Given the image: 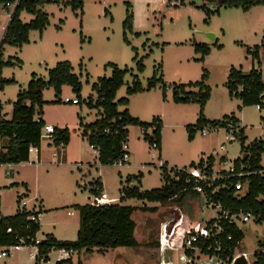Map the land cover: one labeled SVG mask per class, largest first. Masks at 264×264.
I'll use <instances>...</instances> for the list:
<instances>
[{"label": "rangeland", "instance_id": "374dc122", "mask_svg": "<svg viewBox=\"0 0 264 264\" xmlns=\"http://www.w3.org/2000/svg\"><path fill=\"white\" fill-rule=\"evenodd\" d=\"M71 2L43 3L38 8L47 15L45 29L41 33L30 31L28 42L21 47L6 43L0 51V116L4 120H10L12 104L17 94L26 90L32 75L46 81L50 69L67 62L81 84L78 95L70 87H63L57 96L52 90L45 91L42 99L46 104L38 114L46 125L67 129L68 144L56 147L52 138L42 133L39 146L30 148L28 163L0 166V214L7 217L17 209L32 214L41 210L43 216L36 234L39 241L47 234L58 241H74L79 228L74 206L97 203L141 206L134 200L121 202V190L133 186L141 192L161 188V164L172 169H188L212 157L213 177H218L220 172L229 173L226 171L232 169L233 162L242 158L238 138L225 140L229 134L223 128L205 129V135H201L197 126L198 105L192 101L186 104L174 101L175 86L200 82L205 72L210 98L204 117L210 121L235 117L244 129V146L264 140V96L259 110L256 106L241 107L240 101L229 97L225 86L231 68L243 73L254 69L264 84V6L243 11L210 6L202 0H82V10L72 11ZM3 12L0 6V28L5 19ZM19 19L26 24L33 16L22 12ZM198 44L209 49L202 61L201 54L194 52ZM249 49H256L257 56L247 52ZM137 60H141L142 72L136 71ZM109 65L131 73L124 77L116 92L114 102L128 100L127 106H118V111L127 110L141 123L148 124L153 117L161 121L156 149L151 147L155 140L152 129L143 134L141 125L127 127L128 162L121 166L100 165L94 150L82 137L79 125L80 122L91 124L99 118L101 111L88 108L86 103L89 98L90 107H94L96 94L92 86L112 77ZM159 74L162 83L147 90L148 83ZM133 82H139L143 90L129 96L126 90ZM64 98H76L79 104L64 103ZM261 147L264 148V143ZM222 158L224 163L220 161ZM260 167L264 172V152ZM138 175H141L139 185L133 180L127 183V179ZM97 184L102 189L100 199L92 192ZM200 197L202 200L201 195L188 196L180 203L144 206L155 207L156 211L134 213L137 248L109 250L103 256L95 250L82 251L71 256L72 264H113L114 256L122 254V257L128 254L124 259L127 264H177L180 252L168 249L164 243L173 226L193 221L199 228L217 216L218 210L208 206L205 197V204H201ZM237 227L243 235L238 251L244 252L253 264L254 256L264 252L258 244L264 241V222L249 221ZM35 252L32 246L9 251L0 264H56L64 260L59 251L52 250L48 262L40 263L38 258L29 257ZM136 255L139 260L134 258ZM212 262L213 258L197 255L194 264Z\"/></svg>", "mask_w": 264, "mask_h": 264}, {"label": "trees", "instance_id": "16d2710c", "mask_svg": "<svg viewBox=\"0 0 264 264\" xmlns=\"http://www.w3.org/2000/svg\"><path fill=\"white\" fill-rule=\"evenodd\" d=\"M6 1L0 0V4ZM202 1L204 4L210 6L239 8L243 11H248L257 6H264V0ZM45 2H51V0H21L1 43L0 51L6 43L21 47L28 42L27 38L30 31L41 33L45 29L48 24L47 15L42 13L38 8ZM70 6L72 11L82 10L83 2L82 0H72ZM22 12L33 16V20L26 24L22 23L19 19ZM127 22L126 20L125 23ZM262 38L264 39V31ZM123 41L126 42L124 35ZM194 52L201 54L200 61H202L208 55L209 49L204 45L198 44L194 46ZM247 52L257 56L256 49H249ZM135 59L136 56H134ZM135 65L136 71L142 72L143 66L141 65V60H137ZM109 66L112 68V77L108 80L102 79L92 86L96 94V102L92 104L94 107H90L89 98L86 103L88 108H96V110L101 111L98 113L99 119L91 124L82 125L81 122L79 124L82 128V137L86 138V142L90 148L98 152V163L103 166L113 165L122 158L123 151L121 150V144L127 142L128 126L141 125L143 134L147 133L148 128L152 129L155 140L151 142V145L155 142L157 147L160 143L159 132L161 128V122L157 117H153L151 122L147 124L141 123L138 119L131 117L127 110L118 111V106H127L128 100L121 99L114 102L116 92L123 85L124 77L131 73L126 69L119 70L114 65ZM72 71L71 65L63 62L58 63L48 71L46 81L32 75L26 90L19 92L16 96V101L12 104L10 120H4L0 116V166L28 163L30 148L39 146L41 140V129L44 123L38 114L41 111V107L46 104L42 99L43 93L52 90L55 96H57L63 87H70L77 95L81 91L79 79ZM206 79L207 73L205 72L202 74L200 82L175 86L173 89L174 101L177 104H186L192 101L198 105L199 117L197 119V126L200 128V132L205 128L208 130L223 128L226 131L229 121L233 125L239 126V121L233 116H225L219 121H207L204 119V106L210 97V90L204 84ZM159 83H162L161 74L158 77L154 76L152 78V81L147 85V90L152 89ZM225 86L229 97L239 100L241 107L258 106L259 109L261 108V99L264 96V84L258 71L251 69L247 73H243L240 70L231 68ZM187 87L195 88L197 91L195 93L187 92L185 91ZM142 90L139 82H133L132 87L126 90V94L130 96ZM163 90H165V86H163ZM36 118L39 119L38 123L35 122ZM243 131L244 129L239 127L238 134L236 135V138L240 142L239 146L242 158L236 159L233 162L232 173L225 174L221 172L220 178L213 182L210 189L206 188L204 184L201 186L203 187L207 201L215 206H219L222 211L229 215L250 213L254 217L253 221L255 223H262L264 222V172L260 167V157L264 152V148L261 147L263 143L261 140H256L251 142L249 146H244L245 138ZM50 138H52L53 145L56 147L65 146L69 142L67 129L60 130L53 128ZM191 139L192 134H189L188 140L191 141ZM205 161L207 164L206 175L210 176L213 159L212 157H208ZM201 163L202 161L197 166L199 167ZM160 175L164 182L163 187L148 192H140L136 186L124 188L121 190L122 197L120 201L135 199L140 202L164 205L170 201L180 203L188 196L199 197V195L191 190L192 185L185 183L184 174L177 175L179 176L178 180H174V178H171L161 169ZM140 177L141 175L129 178L127 179V183H131L133 180L139 185ZM236 183L241 184L242 190L240 193L234 191L233 185ZM216 187L219 190L217 193L211 195V190ZM92 192L95 196L99 197V193L101 192L100 185L97 184L96 189ZM73 208L78 212L79 219V228L74 241H57L47 235L37 245H34L36 234L39 231V224L37 220L29 221L27 218L31 215L37 217L38 213L32 214L26 211H19L11 217L0 216V248L11 246L35 247L37 258L42 260L43 263L48 262L47 256L52 250L64 251L65 253H78L81 251L89 253L95 250L97 253H103L104 251L116 248H136L138 244L134 238V213L137 210L156 211L155 207L97 204L74 206ZM192 222H180L178 225L173 226L171 235L164 242L165 246L167 248L179 247L185 234L189 232V228H192V231L197 229L196 225L192 224ZM213 223V220L208 221V225H212ZM219 226L223 230L220 235V241L225 251L217 255L222 260H230L235 250H239L243 235L238 228L228 225L225 221H220ZM227 236H231V241H226ZM209 243L212 244V240ZM258 244L264 251V241H259ZM197 246L200 247L201 245L198 244ZM202 251L204 252L205 248H202ZM187 254L191 255L190 252ZM68 263L69 259L56 262V264ZM253 264H264V252L254 256Z\"/></svg>", "mask_w": 264, "mask_h": 264}, {"label": "built area", "instance_id": "2783aa9c", "mask_svg": "<svg viewBox=\"0 0 264 264\" xmlns=\"http://www.w3.org/2000/svg\"><path fill=\"white\" fill-rule=\"evenodd\" d=\"M21 0H7L5 3L0 4L1 8H3V14L5 16L4 23L0 28V48L1 43L4 39V36L7 32L8 26L11 23L13 16L20 4ZM64 103H70L72 105H77L78 100L76 98L69 99L64 98ZM257 109H259L258 106H256ZM35 122L38 123L39 119H35ZM240 125H233L232 122H228L226 126V133L228 136H225V140L230 141L231 138L236 137L238 134V130ZM207 129V128H205ZM203 130L201 132V135H205L206 130ZM50 138V135L53 133V127L50 125H43L41 129V138L43 137V134ZM264 143V140L261 141ZM152 148L156 149L157 144L154 142L151 145ZM92 149V148H91ZM93 150V149H92ZM121 150L123 151L122 158L114 163L113 165L121 166L123 163L128 162V152H127V144L122 143L121 144ZM94 153L98 156V152L94 151ZM79 167V165H77ZM159 169H163L166 174H168L171 178H174V180H178L177 175L184 174L185 176V183L191 184V190L195 192L196 194H199L203 198L204 190L201 186L202 184L205 185L206 188L210 189L212 188L213 182L220 178V175L218 177H213V171L211 172L210 176L206 175L207 170V164L206 161H202L201 165L198 167L197 165L193 167L183 168V169H172L168 168L166 165L161 164L159 165ZM233 169H229L226 172L232 173ZM221 173V172H220ZM234 191L236 193H240L242 188L240 183H236L233 185ZM219 190L218 187L211 190V195L217 193ZM206 198V197H205ZM204 202V201H203ZM205 204V202L203 203ZM208 206L212 207L213 209H217V216L215 219H212L214 223L212 225H208V222L206 225H203L202 227L197 228L195 231H190L184 236L182 244L179 247L173 248L177 253L180 252V255L176 258L177 264H194L195 259L197 258V255L200 257L207 258L208 260H211L213 258V262L211 264H233V261L238 257H243L245 259L246 264H251L248 260V256L244 252H240L238 250H235L232 258L230 260H222L218 253H224V248L221 245L220 241V235L223 232L222 228L219 226L220 221L227 222L228 225H233L236 228H238L239 223H247L249 221H253L254 217L250 213H240L237 215H229L228 213L222 211L219 206L213 205L211 202L208 201ZM29 221L37 220V217L34 215H31L27 218ZM212 240V244L209 243ZM226 241H231V236L226 237ZM39 242L38 239L34 240V245H37ZM200 244L201 246L198 247L197 245ZM21 248L20 246H11V247H5L2 248V251L0 252V259L5 258L8 256L9 251H15ZM202 248H205V251H202ZM36 249V248H35ZM169 249V248H168ZM210 251H212L210 253ZM190 252L191 255H188L187 253ZM210 253V254H209ZM31 260L37 259V251L34 254L29 255ZM201 259V258H200ZM40 263H43L42 260H39ZM61 261V260H60Z\"/></svg>", "mask_w": 264, "mask_h": 264}, {"label": "crops", "instance_id": "0c3cea01", "mask_svg": "<svg viewBox=\"0 0 264 264\" xmlns=\"http://www.w3.org/2000/svg\"><path fill=\"white\" fill-rule=\"evenodd\" d=\"M250 71V70H249ZM247 73V72H246ZM206 81V80H205ZM204 84H205V82H204ZM207 86V85H206ZM185 91H187V92H193V93H195L196 91H197V89H195V88H185ZM210 98V97H209ZM209 101V100H208ZM207 101V102H208ZM239 101V100H238ZM207 102H206V104H207ZM206 104H205V106H206ZM240 104H241V102H240ZM205 106H204V110H205ZM239 108V107H238ZM240 109V108H239ZM204 110H203V117H204ZM259 110V109H258ZM129 114V113H128ZM41 118V117H40ZM99 119V118H98ZM159 119V118H158ZM204 119L205 120H207L205 117H204ZM41 120L43 121V123L46 125V122H45V120L43 119V118H41ZM160 120V119H159ZM207 121H210V120H207ZM239 121V120H238ZM161 122V121H160ZM239 123H240V121H239ZM83 125V124H82ZM240 125V124H239ZM158 146H159V144H158ZM89 147V146H88ZM90 148V147H89ZM29 155H30V150H29ZM39 158H40V151L38 152V165H39ZM221 162H225V159L224 158H222V160H221ZM165 164V163H164ZM6 166H7V164H5ZM10 165H12V164H10ZM164 186V182H163V184H162V186L161 187H163ZM101 191H102V189H101ZM140 191V190H139ZM141 192V191H140ZM101 193V192H100ZM100 197H101V195L99 196V199H100ZM121 197H122V195H121ZM98 199V200H99ZM126 200H134V201H136V202H138V203H140L141 204V206H127V207H144V206H149L150 204H152V203H147V202H140V201H137V200H135V199H124L123 201H121V202H124V201H126ZM200 201H202L201 202V204L203 203V200H201V197H200ZM97 205H101V204H98L97 203ZM73 210H74V208H73ZM19 211H26L25 209H22V210H20V209H17L16 210V213L17 212H19ZM75 212H76V214H77V216H78V212L76 211V210H74ZM27 212V211H26ZM16 213L14 214V215H16ZM31 213V212H30ZM38 215H37V221H38V224H39V229H40V221H39V219H40V217H42L43 215L41 214V210H39L38 212ZM14 215H12V216H14ZM0 216H2L1 214H0ZM2 217H6V216H2ZM7 217H11V216H7ZM36 217V216H35ZM79 221V220H78ZM78 227H79V223H78ZM78 231V230H77ZM77 231H76V234H77ZM39 232V231H38ZM48 236H51V237H53V235H51V234H47ZM46 235V236H47ZM45 236V237H46ZM44 237V238H45ZM135 237V236H134ZM54 238V237H53ZM55 239V238H54ZM56 240V239H55ZM136 240V239H135ZM58 241V240H57ZM137 242V241H136ZM138 244V243H137ZM137 248V247H136ZM117 249H126V248H116V249H113V251L114 250H117ZM131 249H135V248H131ZM108 251L109 250H107V251H104L103 253H98L99 255H105L106 253H108ZM82 252V251H81ZM59 253H61V255L62 256H64V260H66L65 258H68L69 259V264H72V261H71V256L72 255H74V254H79L80 252H78V253H65L64 251H59ZM126 254V253H125ZM116 256H119V257H121V260H120V258L119 257H117L116 258ZM123 256V254L122 255H115L114 256V263L113 264H127L125 261H124V259L128 256V254H126L124 257H122ZM47 258H48V256H47ZM134 258L135 259H137V260H139V255L137 256H134ZM121 261H122V263H121Z\"/></svg>", "mask_w": 264, "mask_h": 264}, {"label": "water", "instance_id": "95a60500", "mask_svg": "<svg viewBox=\"0 0 264 264\" xmlns=\"http://www.w3.org/2000/svg\"><path fill=\"white\" fill-rule=\"evenodd\" d=\"M233 264H246V262L243 257H238L233 261Z\"/></svg>", "mask_w": 264, "mask_h": 264}]
</instances>
